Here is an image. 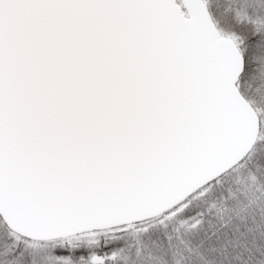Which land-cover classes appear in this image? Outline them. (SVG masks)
Returning a JSON list of instances; mask_svg holds the SVG:
<instances>
[{"label":"snow or ice","instance_id":"6c2138e0","mask_svg":"<svg viewBox=\"0 0 264 264\" xmlns=\"http://www.w3.org/2000/svg\"><path fill=\"white\" fill-rule=\"evenodd\" d=\"M0 264H264V0H0Z\"/></svg>","mask_w":264,"mask_h":264}]
</instances>
